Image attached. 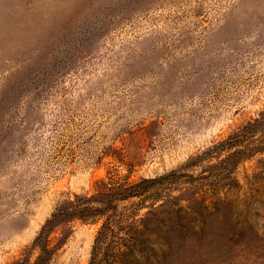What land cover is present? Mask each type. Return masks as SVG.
I'll list each match as a JSON object with an SVG mask.
<instances>
[{
  "label": "rangeland",
  "instance_id": "rangeland-1",
  "mask_svg": "<svg viewBox=\"0 0 264 264\" xmlns=\"http://www.w3.org/2000/svg\"><path fill=\"white\" fill-rule=\"evenodd\" d=\"M171 172L118 204L131 264H264V0H0V264L98 181ZM101 224L55 231L49 264H88Z\"/></svg>",
  "mask_w": 264,
  "mask_h": 264
},
{
  "label": "trees",
  "instance_id": "trees-1",
  "mask_svg": "<svg viewBox=\"0 0 264 264\" xmlns=\"http://www.w3.org/2000/svg\"><path fill=\"white\" fill-rule=\"evenodd\" d=\"M257 124L258 121H255L246 125L241 133L226 145L234 147L252 139ZM244 152L245 149L235 150L220 160L213 169H219L221 176L229 175L233 169L232 166L238 162L239 156ZM193 163L192 165H194ZM114 177L98 181L97 187L91 195H74L73 198L58 204L33 240L30 250L37 252L35 260L29 263V260L24 258L19 259L15 264H49L55 252L54 247H51V236L55 231L59 230L62 234L57 242L59 246L69 233V230L64 229L65 226L74 221L95 222L99 219L102 220V224L94 239L88 264H131V261H137L143 255L145 248L141 244H128L127 239L118 233V230L123 227L122 221L118 217V204L147 197L153 201L162 200L163 198H159L162 187L166 183L176 181L180 176L177 172H171L156 178L140 179L135 183L115 180ZM234 184L235 182L232 181L227 186ZM156 212L157 209L154 207L147 212L151 217L153 216V224L159 222V213ZM138 232L136 231V235ZM123 234H130V232L125 230ZM114 244L118 248L116 254L112 255L109 254V247Z\"/></svg>",
  "mask_w": 264,
  "mask_h": 264
}]
</instances>
